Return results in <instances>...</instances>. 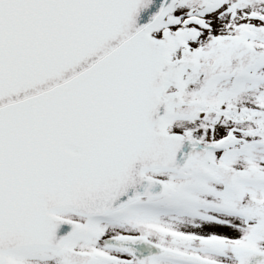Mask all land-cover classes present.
Returning a JSON list of instances; mask_svg holds the SVG:
<instances>
[{"label": "water", "instance_id": "obj_1", "mask_svg": "<svg viewBox=\"0 0 264 264\" xmlns=\"http://www.w3.org/2000/svg\"><path fill=\"white\" fill-rule=\"evenodd\" d=\"M175 2L0 0V264L62 251L77 226L57 212L119 210L164 192L146 171L187 168L194 142L164 128L182 101L164 91L199 64L170 60L151 36ZM105 242L138 261L158 252L143 236ZM237 253L264 263L263 251Z\"/></svg>", "mask_w": 264, "mask_h": 264}, {"label": "rangeland", "instance_id": "obj_2", "mask_svg": "<svg viewBox=\"0 0 264 264\" xmlns=\"http://www.w3.org/2000/svg\"><path fill=\"white\" fill-rule=\"evenodd\" d=\"M263 17L264 0H177L152 34L168 43L169 59L198 61L201 50L207 51L199 36L232 37L237 21L240 26L249 24L253 36H259L264 33ZM260 40L253 38L258 48ZM207 84L212 86L213 81L201 72L185 73L180 95L186 89L196 95ZM226 102L225 107L206 106L205 116L198 105H181L167 118V131L180 132L195 145L187 170L148 172L166 188L163 196L139 198L87 222L90 234L77 235L78 229L58 253L32 251L11 255L12 260L16 264H232L239 260L238 246L264 251V147L254 144L252 135H228L233 125L244 124L230 120L223 109L235 111L249 104ZM253 107L257 105L248 106ZM113 234L143 235L161 252L138 263L130 253L105 245L103 238ZM199 242L210 245L197 247Z\"/></svg>", "mask_w": 264, "mask_h": 264}, {"label": "flooded vegetation", "instance_id": "obj_3", "mask_svg": "<svg viewBox=\"0 0 264 264\" xmlns=\"http://www.w3.org/2000/svg\"><path fill=\"white\" fill-rule=\"evenodd\" d=\"M261 20L263 23L264 17ZM235 25H239L238 30L229 38L217 36L209 40L208 35L204 39L199 36L198 41L202 42L207 51L201 50L202 57L198 60L199 69L188 70L186 73L201 72L206 80L213 81V85L207 84V87L198 89L196 95L190 92V89L184 90L181 95L185 105H198L204 112L203 116H205L206 106L225 107L226 101L230 104L244 103L250 106L255 103L257 107L250 109L249 105L235 111L223 109V114L234 122L244 124L242 128L233 125L231 132L228 133L230 137H238V134L246 133L254 136V144L260 143L264 147V33L261 31L259 36H253L252 30L248 27L249 24L242 23L240 26L237 21ZM253 38H261L259 48L253 43ZM60 215L77 221L80 229L77 235L90 234L91 230L87 222L93 218L75 212H62ZM159 249L161 252V248ZM146 259L142 261L145 262Z\"/></svg>", "mask_w": 264, "mask_h": 264}]
</instances>
